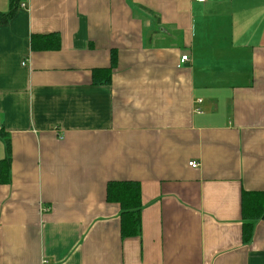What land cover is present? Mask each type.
Instances as JSON below:
<instances>
[{
    "label": "crops",
    "instance_id": "obj_1",
    "mask_svg": "<svg viewBox=\"0 0 264 264\" xmlns=\"http://www.w3.org/2000/svg\"><path fill=\"white\" fill-rule=\"evenodd\" d=\"M16 2L0 264H264V219L244 244L241 210L264 193V0ZM48 34L56 50L32 47ZM111 182L139 185V236H121Z\"/></svg>",
    "mask_w": 264,
    "mask_h": 264
},
{
    "label": "trees",
    "instance_id": "obj_2",
    "mask_svg": "<svg viewBox=\"0 0 264 264\" xmlns=\"http://www.w3.org/2000/svg\"><path fill=\"white\" fill-rule=\"evenodd\" d=\"M10 10L0 15V23L7 22L15 12L18 2H10ZM32 47L38 50H56L59 47V36L57 34L34 35L31 39ZM115 58H112L111 69ZM110 69V70H111ZM110 70L107 71L110 75ZM95 78V76H94ZM109 82V78L103 81ZM3 136V135H1ZM5 139V158L0 162V181L6 183L9 180L10 168V146L8 138ZM106 200L116 203L122 210L121 213V236L132 237L140 235V187L131 182H111L106 187ZM241 210L243 223L242 240L248 244L252 240L255 222L264 219V193L249 194L243 193L241 198Z\"/></svg>",
    "mask_w": 264,
    "mask_h": 264
},
{
    "label": "built area",
    "instance_id": "obj_3",
    "mask_svg": "<svg viewBox=\"0 0 264 264\" xmlns=\"http://www.w3.org/2000/svg\"><path fill=\"white\" fill-rule=\"evenodd\" d=\"M194 1L195 2H199V3L205 2V0H194ZM21 6L24 7L23 4ZM188 61H189V57L187 55H184V56H182L180 58L179 63H180V65H182V64H184V63H186ZM188 166L191 167V168H193V169H195V168H198L199 165H198V163H196L194 161H191V162L188 163Z\"/></svg>",
    "mask_w": 264,
    "mask_h": 264
}]
</instances>
